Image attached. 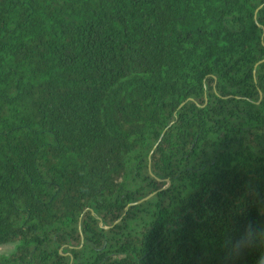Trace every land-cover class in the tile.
Segmentation results:
<instances>
[{
    "label": "trees",
    "instance_id": "trees-1",
    "mask_svg": "<svg viewBox=\"0 0 264 264\" xmlns=\"http://www.w3.org/2000/svg\"><path fill=\"white\" fill-rule=\"evenodd\" d=\"M249 224L264 0H0V264H257Z\"/></svg>",
    "mask_w": 264,
    "mask_h": 264
},
{
    "label": "clouds",
    "instance_id": "clouds-1",
    "mask_svg": "<svg viewBox=\"0 0 264 264\" xmlns=\"http://www.w3.org/2000/svg\"><path fill=\"white\" fill-rule=\"evenodd\" d=\"M225 247L229 251L233 249L243 251L251 247L264 249V228H259L251 224L246 225L238 237L226 241ZM260 253L257 264H264V250L260 251Z\"/></svg>",
    "mask_w": 264,
    "mask_h": 264
},
{
    "label": "rangeland",
    "instance_id": "rangeland-1",
    "mask_svg": "<svg viewBox=\"0 0 264 264\" xmlns=\"http://www.w3.org/2000/svg\"><path fill=\"white\" fill-rule=\"evenodd\" d=\"M16 247V243H7L0 245V254H9Z\"/></svg>",
    "mask_w": 264,
    "mask_h": 264
},
{
    "label": "water",
    "instance_id": "water-1",
    "mask_svg": "<svg viewBox=\"0 0 264 264\" xmlns=\"http://www.w3.org/2000/svg\"><path fill=\"white\" fill-rule=\"evenodd\" d=\"M163 134H164V132H163ZM160 140H161V138H160ZM160 140H159V141H160ZM138 202H141V200H140V201H138ZM138 202H136V203H138ZM133 204H135V203H133Z\"/></svg>",
    "mask_w": 264,
    "mask_h": 264
}]
</instances>
